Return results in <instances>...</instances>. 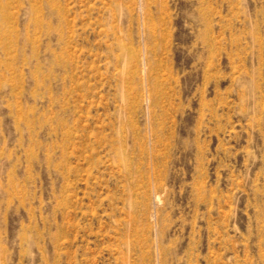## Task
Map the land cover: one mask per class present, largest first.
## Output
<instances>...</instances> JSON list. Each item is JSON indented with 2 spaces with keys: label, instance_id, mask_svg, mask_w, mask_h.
<instances>
[{
  "label": "rangeland",
  "instance_id": "374dc122",
  "mask_svg": "<svg viewBox=\"0 0 264 264\" xmlns=\"http://www.w3.org/2000/svg\"><path fill=\"white\" fill-rule=\"evenodd\" d=\"M0 264H264V0H0Z\"/></svg>",
  "mask_w": 264,
  "mask_h": 264
}]
</instances>
